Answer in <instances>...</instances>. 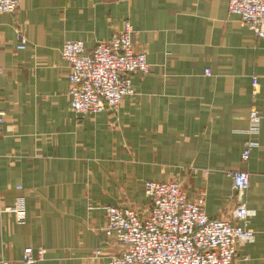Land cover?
Instances as JSON below:
<instances>
[{"label":"crops","instance_id":"crops-1","mask_svg":"<svg viewBox=\"0 0 264 264\" xmlns=\"http://www.w3.org/2000/svg\"><path fill=\"white\" fill-rule=\"evenodd\" d=\"M19 1L0 16V264L27 247L46 249L40 264H108L119 247L105 208L145 209L148 181L179 182L209 218L231 221L236 170L249 174L254 241L236 246L235 263L264 264V39L228 0ZM125 22L150 72L130 76L133 95L114 113L77 118L61 48L89 52ZM251 108L261 123L242 163Z\"/></svg>","mask_w":264,"mask_h":264},{"label":"built area","instance_id":"built-area-1","mask_svg":"<svg viewBox=\"0 0 264 264\" xmlns=\"http://www.w3.org/2000/svg\"><path fill=\"white\" fill-rule=\"evenodd\" d=\"M19 3V0H0V16L15 12ZM227 12L236 16L257 39H264V0H228ZM132 33L131 24L125 22L120 33L98 43L89 52L82 41L63 44L60 54L68 67L69 109L77 118L114 113L120 102L132 95L130 76L150 72L146 53L133 50ZM25 47L26 40L20 37L17 49ZM204 74L208 76L209 70ZM252 88L256 96L255 78ZM2 123L0 113V126ZM247 123L242 163L249 161L257 146L261 115L255 108L250 109ZM228 176L235 202L231 221L209 218L202 197L190 200L176 181L146 182L143 188L149 206L143 210L106 207L104 232L119 247L117 253L108 257V264H236V246L254 241L249 226L254 212L245 200L249 174L236 170ZM10 212L18 213L16 208ZM45 256L43 247H27L20 261L13 264H40ZM101 256L100 250L92 252L93 258Z\"/></svg>","mask_w":264,"mask_h":264},{"label":"rangeland","instance_id":"rangeland-1","mask_svg":"<svg viewBox=\"0 0 264 264\" xmlns=\"http://www.w3.org/2000/svg\"><path fill=\"white\" fill-rule=\"evenodd\" d=\"M61 58H62V57H61ZM63 61H64V60H63ZM132 91H133V90H132ZM132 95H133V93H132ZM132 95H131V96H132ZM129 97H130V96H129Z\"/></svg>","mask_w":264,"mask_h":264}]
</instances>
